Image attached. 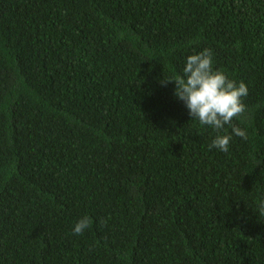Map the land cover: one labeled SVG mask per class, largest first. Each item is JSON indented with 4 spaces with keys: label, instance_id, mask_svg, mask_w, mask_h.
I'll list each match as a JSON object with an SVG mask.
<instances>
[{
    "label": "trees",
    "instance_id": "16d2710c",
    "mask_svg": "<svg viewBox=\"0 0 264 264\" xmlns=\"http://www.w3.org/2000/svg\"><path fill=\"white\" fill-rule=\"evenodd\" d=\"M206 48L227 152L161 84ZM261 201L264 0H0V264H264Z\"/></svg>",
    "mask_w": 264,
    "mask_h": 264
},
{
    "label": "clouds",
    "instance_id": "9594fccd",
    "mask_svg": "<svg viewBox=\"0 0 264 264\" xmlns=\"http://www.w3.org/2000/svg\"><path fill=\"white\" fill-rule=\"evenodd\" d=\"M175 83L174 95L184 103L192 119L200 125L225 134L217 135L210 148L222 152L229 150L231 134H227L226 125L231 126V133L247 139L246 131L231 125L234 118L244 117L247 110L243 102L248 95V87L243 82L229 79L223 72L214 70L211 49L187 57L182 75H172L161 81L162 86ZM260 213L264 214V201L260 203ZM91 219L82 217L74 226L73 234L82 235L91 226ZM102 224L106 221L101 220Z\"/></svg>",
    "mask_w": 264,
    "mask_h": 264
}]
</instances>
